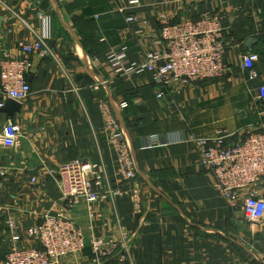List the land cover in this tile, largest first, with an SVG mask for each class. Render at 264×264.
Listing matches in <instances>:
<instances>
[{
  "label": "crops",
  "instance_id": "crops-1",
  "mask_svg": "<svg viewBox=\"0 0 264 264\" xmlns=\"http://www.w3.org/2000/svg\"><path fill=\"white\" fill-rule=\"evenodd\" d=\"M0 0V59L4 53L24 56L21 46L42 34L39 14L49 18L44 46L50 55L31 56V93L13 117L0 109V132L10 122L18 126L17 145L0 149V264L10 245L5 220L14 217L20 244L32 246L27 229L42 215L61 210L60 184L50 175L75 159L98 164L120 197L104 203H80L68 213L91 236L119 240L131 234L126 259L100 264H264V218L245 219L242 193L230 207L214 187V178L200 164L190 138L213 139L219 133L227 144L246 131L264 132V0ZM204 13L224 17L228 48L226 73L217 79L172 89L161 87L143 70L146 54L162 48L157 17L175 21L199 19ZM135 17L133 23L126 18ZM254 38L257 43L245 48ZM124 46L131 76L117 75L107 57ZM253 52L257 77L248 80L242 58ZM97 59L98 66L87 63ZM104 82L100 91L92 90ZM126 102L117 113L135 163V181H123L102 129L98 101ZM5 105V104H4ZM178 142L147 148L150 136ZM140 192L142 212L134 213L129 194ZM264 200V177L259 185ZM113 219H118L115 224ZM61 264H95L87 248Z\"/></svg>",
  "mask_w": 264,
  "mask_h": 264
},
{
  "label": "built area",
  "instance_id": "built-area-1",
  "mask_svg": "<svg viewBox=\"0 0 264 264\" xmlns=\"http://www.w3.org/2000/svg\"><path fill=\"white\" fill-rule=\"evenodd\" d=\"M35 2V0H29ZM130 0L129 5H135ZM42 23L41 37L32 44H24L22 58H14L4 53L0 59V109L8 100L17 103L26 101L31 93L28 77L32 72L31 56L35 53L42 58L50 55L44 46L49 37V18L38 15ZM133 23L135 17L126 18ZM157 27L162 48L146 54L141 68L149 72L153 81L162 91V97L172 89H183L196 83L222 77L227 70L223 58L228 42L224 17L217 13H204L199 19L181 17L172 21L166 15L159 14ZM108 64L117 75L131 76L138 66L127 57V49L120 46L107 57ZM258 55L249 52L242 58V69L248 80L257 77L254 64ZM90 67L99 65L97 59L87 63ZM104 82H98L92 90L100 91ZM259 98L264 99V87L259 89ZM102 118V129L107 135V144L115 158L118 173L123 181H135V163L131 156L124 129L120 125L117 113L127 108L126 102L115 103L103 98L98 101ZM19 128L6 123L0 132V149L15 147ZM199 155L202 167L214 178V187L219 195L234 207L238 197L244 193L243 213L251 223H259L264 218V200L259 196V185L264 177V132L246 131L240 140L226 143V137L219 133L213 139L190 138ZM179 140L167 137L150 136L146 140L147 148L167 145ZM60 184V211L42 215L40 220L27 229L25 237L34 242L32 246L20 244L19 226L14 217L5 220L10 245L3 264H61L66 257L82 255L89 248L95 264L116 258L123 262L131 238L127 232L119 233V240L102 239L91 236L87 239L82 229L68 216L80 203L91 205L113 201L122 192L112 184L101 167L93 162L72 160L62 164L56 171H50ZM6 170L0 168V178ZM134 213L142 212L140 192L133 188L129 194ZM4 209L0 208V211ZM119 224L118 219H113Z\"/></svg>",
  "mask_w": 264,
  "mask_h": 264
},
{
  "label": "water",
  "instance_id": "water-1",
  "mask_svg": "<svg viewBox=\"0 0 264 264\" xmlns=\"http://www.w3.org/2000/svg\"><path fill=\"white\" fill-rule=\"evenodd\" d=\"M257 43V40L254 38H249L247 41H245L244 46L245 48H252L253 45ZM3 111L7 112V115L9 117H13L15 113H17L20 109V105L17 102H14L12 100H8L3 108H1Z\"/></svg>",
  "mask_w": 264,
  "mask_h": 264
},
{
  "label": "trees",
  "instance_id": "trees-1",
  "mask_svg": "<svg viewBox=\"0 0 264 264\" xmlns=\"http://www.w3.org/2000/svg\"><path fill=\"white\" fill-rule=\"evenodd\" d=\"M259 8H260V10H261V11H264V10L262 9V7H261V6H260ZM224 26H225V25H224Z\"/></svg>",
  "mask_w": 264,
  "mask_h": 264
},
{
  "label": "rangeland",
  "instance_id": "rangeland-1",
  "mask_svg": "<svg viewBox=\"0 0 264 264\" xmlns=\"http://www.w3.org/2000/svg\"><path fill=\"white\" fill-rule=\"evenodd\" d=\"M7 229V228H6ZM27 231V230H26ZM26 231H25V234H24V236L26 235ZM26 238V237H25Z\"/></svg>",
  "mask_w": 264,
  "mask_h": 264
}]
</instances>
